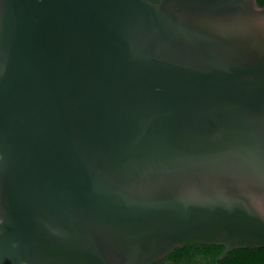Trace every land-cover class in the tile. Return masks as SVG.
<instances>
[{"label": "water", "instance_id": "water-1", "mask_svg": "<svg viewBox=\"0 0 264 264\" xmlns=\"http://www.w3.org/2000/svg\"><path fill=\"white\" fill-rule=\"evenodd\" d=\"M264 248V7L0 0V264Z\"/></svg>", "mask_w": 264, "mask_h": 264}, {"label": "trees", "instance_id": "trees-1", "mask_svg": "<svg viewBox=\"0 0 264 264\" xmlns=\"http://www.w3.org/2000/svg\"><path fill=\"white\" fill-rule=\"evenodd\" d=\"M256 1L258 5L264 7V0ZM222 251L223 246L217 245L176 248L163 260L154 264H264V248L236 249L217 260Z\"/></svg>", "mask_w": 264, "mask_h": 264}, {"label": "flooded vegetation", "instance_id": "flooded-vegetation-1", "mask_svg": "<svg viewBox=\"0 0 264 264\" xmlns=\"http://www.w3.org/2000/svg\"><path fill=\"white\" fill-rule=\"evenodd\" d=\"M163 260V259H162ZM169 263V262H168Z\"/></svg>", "mask_w": 264, "mask_h": 264}]
</instances>
